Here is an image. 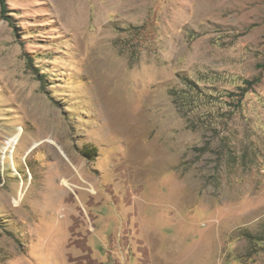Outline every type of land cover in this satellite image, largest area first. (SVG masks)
<instances>
[{
	"label": "rangeland",
	"instance_id": "374dc122",
	"mask_svg": "<svg viewBox=\"0 0 264 264\" xmlns=\"http://www.w3.org/2000/svg\"><path fill=\"white\" fill-rule=\"evenodd\" d=\"M6 1L0 264H264V0Z\"/></svg>",
	"mask_w": 264,
	"mask_h": 264
},
{
	"label": "trees",
	"instance_id": "16d2710c",
	"mask_svg": "<svg viewBox=\"0 0 264 264\" xmlns=\"http://www.w3.org/2000/svg\"><path fill=\"white\" fill-rule=\"evenodd\" d=\"M0 1H1V4H2V11H3L4 17L9 19V17H8L9 16L8 15L9 9H8L7 1L6 0H0ZM244 92H246V89L243 91V94L241 95V98L243 97Z\"/></svg>",
	"mask_w": 264,
	"mask_h": 264
},
{
	"label": "bare ground",
	"instance_id": "6f19581e",
	"mask_svg": "<svg viewBox=\"0 0 264 264\" xmlns=\"http://www.w3.org/2000/svg\"><path fill=\"white\" fill-rule=\"evenodd\" d=\"M51 143H55V141L51 139Z\"/></svg>",
	"mask_w": 264,
	"mask_h": 264
}]
</instances>
